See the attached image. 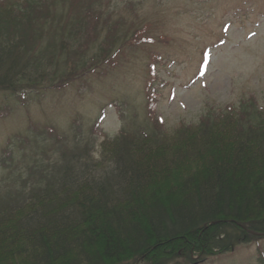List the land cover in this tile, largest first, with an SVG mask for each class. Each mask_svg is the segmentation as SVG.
I'll return each mask as SVG.
<instances>
[{"label":"trees","instance_id":"16d2710c","mask_svg":"<svg viewBox=\"0 0 264 264\" xmlns=\"http://www.w3.org/2000/svg\"><path fill=\"white\" fill-rule=\"evenodd\" d=\"M56 4L0 2V91L61 89L145 37L108 22L98 37L99 11L70 6L59 19ZM146 104L144 122L103 142L100 159L82 139L57 159L28 139L32 154L4 153L0 264H203L264 237V106L210 107L169 130L149 93Z\"/></svg>","mask_w":264,"mask_h":264},{"label":"rangeland","instance_id":"374dc122","mask_svg":"<svg viewBox=\"0 0 264 264\" xmlns=\"http://www.w3.org/2000/svg\"><path fill=\"white\" fill-rule=\"evenodd\" d=\"M70 6L73 13L99 11L100 29L108 20L98 37L108 22L128 36L146 27L142 37L151 41L122 47L112 64L61 89L0 91V161L8 151L16 159L32 154L25 139L39 147L35 152L51 148L52 159L61 145L74 149L82 139L100 159L103 142L144 122L147 93L169 130L196 125L210 107L237 106L250 97L264 106V0H57L59 19ZM50 127L57 134L47 140L42 135ZM58 136L67 142L54 146ZM203 264H264V237Z\"/></svg>","mask_w":264,"mask_h":264}]
</instances>
